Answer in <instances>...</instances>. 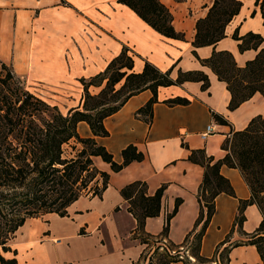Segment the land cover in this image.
I'll list each match as a JSON object with an SVG mask.
<instances>
[{
    "label": "crops",
    "instance_id": "obj_1",
    "mask_svg": "<svg viewBox=\"0 0 264 264\" xmlns=\"http://www.w3.org/2000/svg\"><path fill=\"white\" fill-rule=\"evenodd\" d=\"M159 1L168 9L172 28L183 34V40L160 36L114 0H0V62L23 81L28 92L55 106L61 114L80 109L81 101H72L70 91L72 97L82 96L79 81H87L102 72L122 47L134 55V73L139 72L146 61L162 72L169 71L171 79H175L180 70L201 71L208 80L206 90H201L196 82L158 87L149 125L134 117V112L152 97L148 90L135 93L102 120L108 135L94 140L114 162H121L120 152L127 145L135 146L143 154V160L114 173L108 164L92 157L94 167L108 174L107 187L99 198L80 196L66 209L65 219L73 223L74 232L83 231L81 236L97 233L100 245L92 257L83 259L86 252H80L75 264L138 262L144 247L132 239L135 221L119 196V190L134 181L144 182L149 195L160 185L166 186L158 216L144 221V232L151 236L160 233L165 215L172 210L174 200L180 199L176 213L169 220L167 233L168 240L179 244L197 216L195 196L203 172L200 166L187 161L189 150L203 149L206 156L219 160L225 154L220 145L231 132L242 130L254 116H264V98L257 93L228 111L229 94L224 84L199 63L208 58L212 50L227 51L236 66L242 67L264 47L261 44L256 51L249 49L240 53L237 42L231 38L233 32L237 36L251 32L264 38L258 7L253 4L255 0H237L241 3L240 9L225 26L224 38L213 46L199 48L191 46L194 24L205 16L212 0ZM90 88L94 87L88 88L93 95L95 92L91 93ZM44 94L54 99H44ZM175 97L186 99L188 104L168 106L164 103ZM212 113L222 116L226 123L216 124ZM208 125L212 126V133L203 135ZM76 132L79 137H91L83 122L77 123ZM219 174L228 181L234 196L219 194L214 199V213L200 241V255L204 258H210L221 242L228 246L242 241L241 233H252L261 220L256 207L247 205L237 230L238 201L247 200L249 190L237 169L221 166ZM35 219H27L17 229L22 231L21 240L15 244L18 263L49 264L47 254L39 248L42 243L38 242L39 233L45 227H35ZM105 224L110 227L107 229ZM107 232L111 237L106 240ZM61 235L64 240L70 236ZM75 235L78 231L71 236ZM228 259L229 264H261L254 246L246 244L231 248Z\"/></svg>",
    "mask_w": 264,
    "mask_h": 264
},
{
    "label": "trees",
    "instance_id": "obj_2",
    "mask_svg": "<svg viewBox=\"0 0 264 264\" xmlns=\"http://www.w3.org/2000/svg\"><path fill=\"white\" fill-rule=\"evenodd\" d=\"M127 7L150 29L166 39L183 40V34L176 32L171 25L172 17L159 0H114ZM262 26L264 27V0H255ZM241 3L237 0H212L205 16L196 20L193 48L213 46L224 38V28L238 13ZM237 42L238 52L257 50L264 44L260 35L248 32L242 36L232 33ZM133 54L126 47L113 57L104 70L87 81L80 80L82 89L80 109L70 110L62 115L51 106L28 92L19 78L0 62V264H18L16 252L9 246L15 232L27 219L54 214L67 217L66 209L80 196H101L108 184V174L97 170L92 157H98L116 173L132 162L143 160V154L133 145H127L120 152L121 162L116 163L112 156L94 138L106 137L107 131L102 120L114 112L132 95L148 90L152 97L134 112V117L149 125L152 105L156 102L158 87L180 86L185 82L200 84L201 90L208 88L206 75L201 71H177L175 79L169 71H160L144 61L141 70L132 72ZM202 66L210 69L217 81L224 84L229 94L226 105L233 111L254 94L264 98V47L257 50L254 58L236 66L232 55L227 51L212 50L210 56L199 60ZM98 80L97 83H94ZM103 86L96 94L88 92L89 87ZM120 84L118 89L115 85ZM126 95L115 106L119 93ZM168 106H184L188 101L175 97L167 99ZM216 124L224 125L222 116L212 113ZM87 125L91 137H79L76 125ZM72 142L68 156L63 155V146ZM225 152L219 160L206 156L203 149L189 150L187 161L202 168V177L196 191L198 205L193 226L179 244L168 240V223L180 205L175 199L170 213L165 215L161 231L156 236L144 232V221L158 216L165 185H160L153 194L147 193L146 184L131 182L119 190V196L126 204V212L135 221L132 239L146 247L149 241L153 248L146 257L145 264H217L219 257L223 264H229L228 252L231 248L254 246L260 263L264 264V116L252 117L240 131H234L220 145ZM237 169L248 187L249 198L238 201L237 230L242 222V211L247 205H254L261 220L255 230L241 233L243 240L223 246L219 243L210 258L200 255V241L210 218L214 213V199L219 194L233 197L228 181L219 174V168ZM79 229L78 235H83ZM145 248L139 255L142 260ZM11 253L12 257L3 255ZM136 262V264L138 263ZM134 264V263H131Z\"/></svg>",
    "mask_w": 264,
    "mask_h": 264
},
{
    "label": "rangeland",
    "instance_id": "obj_3",
    "mask_svg": "<svg viewBox=\"0 0 264 264\" xmlns=\"http://www.w3.org/2000/svg\"><path fill=\"white\" fill-rule=\"evenodd\" d=\"M0 73L4 74V70H2L0 68ZM20 84H23V81L20 79L19 80ZM98 80H96L94 83H97ZM121 82L117 85H115L114 89H118L120 86ZM23 87L24 84L22 85ZM103 86V81L100 83L99 86L94 87V88H90V92H95L93 94H96L98 92V90ZM126 95L125 90L121 93H119L116 97V102H108L106 106H115L118 102H120L123 97ZM70 99H72V101L76 102V100H78L79 102L80 97H72V91H70L69 94ZM44 99H54L52 98V96L48 95V94H44ZM52 106V105H51ZM65 115V114H62ZM72 146V142H69L67 145L63 146V155L64 156H68L70 153H72L70 151V147ZM65 218L67 217H58V216H51L50 218L43 216V217H39L36 218L34 220V226L38 227L39 229L42 228V226L45 227V230L43 232L40 231L39 233V243H42V245H39L40 250H42V252L46 253L48 258H49V264H75L76 262H78V257L80 256V252H82L83 250H85L84 252L85 255L83 256V259H86L87 257H92L94 255V252L96 251L95 249L97 248L98 245H100L99 240H97V233L95 234H88L85 236H71L74 233V226ZM105 226H107L106 228L108 229V227H110L108 224H105ZM48 232L51 233L49 234V240H46L45 238L48 239L47 235ZM22 231H17V233L14 234L13 239L9 242V246L12 250H15V244L18 243L19 240H21V235ZM61 234H63L64 236H69V238H67L66 240H64L61 236ZM107 234V235H106ZM106 240L109 239L111 236V233H106ZM50 238H54V242L51 241ZM241 240H237L234 241L233 243H237L240 242ZM105 243V242H103ZM107 243V241H106ZM153 242L149 241L148 245L144 250V254L142 257V260H139V262L137 264H145L147 259L146 257L148 256V254L151 252L152 248H153ZM45 249V250H44ZM16 252V250H15ZM6 258H10L12 257L11 253L8 254H4L3 255ZM16 256V255H15ZM16 259V258H15ZM214 260L217 262V264H223V262L220 260V258L217 256L214 258ZM18 263V261H16ZM155 259L152 260V264H154ZM89 262H85L82 264H88ZM21 264V263H18Z\"/></svg>",
    "mask_w": 264,
    "mask_h": 264
},
{
    "label": "built area",
    "instance_id": "obj_4",
    "mask_svg": "<svg viewBox=\"0 0 264 264\" xmlns=\"http://www.w3.org/2000/svg\"><path fill=\"white\" fill-rule=\"evenodd\" d=\"M210 133H212V126L208 125V126H206L205 132H204L203 135H207V134H210Z\"/></svg>",
    "mask_w": 264,
    "mask_h": 264
}]
</instances>
